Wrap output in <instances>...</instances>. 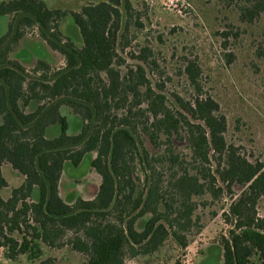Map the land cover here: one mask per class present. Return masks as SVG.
<instances>
[{
    "label": "trees",
    "instance_id": "obj_1",
    "mask_svg": "<svg viewBox=\"0 0 264 264\" xmlns=\"http://www.w3.org/2000/svg\"><path fill=\"white\" fill-rule=\"evenodd\" d=\"M237 1L242 21L252 22L264 12V0ZM131 10L130 0H89L69 12L43 0H0V15L8 18L0 33V191L8 186L3 164L23 176L8 198L0 194V249L10 260L24 255L34 261L41 245L69 246L83 255L81 264H126L127 254H154L168 237L183 249L187 238L181 230L192 224L191 198L224 190L232 198L222 212L229 228L221 237V264H264V211L256 210L264 197L262 165L226 143L225 118L212 98L198 94L184 101L173 94L172 106L167 104V96L146 78L147 47L130 54L142 64L120 72L118 51L128 45L121 38ZM67 14L80 46L59 28ZM29 28L63 56V66L54 69L38 59L28 71L11 57ZM198 71L194 62L185 66L196 89ZM61 107L79 116L77 133H67ZM54 125L58 132L48 137L46 129ZM181 129L194 161L211 164L217 155V163L202 172L183 168L174 176L179 205L172 211L145 143L158 147L161 137L169 141ZM87 152L94 153L90 165L100 177L97 191L66 201L58 186L64 162L77 165ZM166 152L171 163L178 161L169 146ZM216 180L224 187H216ZM233 184L241 187L239 193H232ZM41 264H56L55 258Z\"/></svg>",
    "mask_w": 264,
    "mask_h": 264
},
{
    "label": "rangeland",
    "instance_id": "obj_2",
    "mask_svg": "<svg viewBox=\"0 0 264 264\" xmlns=\"http://www.w3.org/2000/svg\"><path fill=\"white\" fill-rule=\"evenodd\" d=\"M50 8L77 11L89 0H43ZM132 10L123 33L128 45L118 51L122 58L119 70L122 74L127 68L141 62L131 57L147 47L146 62L143 63L146 78L155 90L167 96V104L173 102V94L184 101L199 97H210L218 104V113L225 118L223 134L227 144L252 163H260L264 170V12L254 21H242L238 13L237 0H130ZM125 17L123 16V19ZM8 18L0 15V33L7 27ZM59 28L80 46L77 28L70 14L60 20ZM131 54V55H130ZM28 70L43 59L52 68L64 65L61 54L51 50L39 38L35 28H29L11 53ZM153 62V63H152ZM194 62L198 67L197 85L190 82L185 66ZM142 64V63H141ZM172 106V104H171ZM145 103L140 105L144 108ZM60 112L68 121L67 133L79 130L80 118L67 107ZM58 127L46 129L48 137L56 135ZM149 151V163L160 179L162 192L172 202V211L178 207L179 199L173 181L184 169L202 172L215 167L217 155L211 164H199L192 158L191 148L183 129L169 141L159 139L158 147L145 143ZM168 146L178 156L176 163L168 160ZM213 152H211L212 155ZM93 152L85 153L77 165L65 161L59 180V193L66 201L76 197L90 198L95 195L100 177L91 168ZM211 165V166H210ZM2 176L8 186L1 189L2 198L9 197L11 189L17 187L23 176L10 164L1 166ZM135 175L142 179L141 167L135 168ZM202 182V181H201ZM216 187L224 185L216 180ZM241 187L233 184L232 193H239ZM232 195L226 191L212 196L208 192L193 196L192 224L182 233L187 245L180 249L168 237L164 244L151 255L125 256L126 264H172L176 259L181 264H221V237L227 234L229 224L223 219ZM257 212L264 211V197L257 202ZM174 230H176L173 227ZM172 229V230H173ZM71 236L66 234L65 238ZM39 259L29 260L22 255L16 260L4 256L0 249V264H41V260L53 256L56 264H81L82 254L69 246L51 249L41 245Z\"/></svg>",
    "mask_w": 264,
    "mask_h": 264
}]
</instances>
